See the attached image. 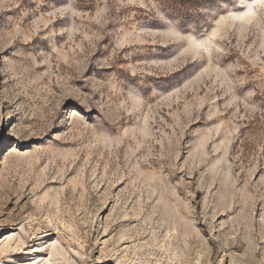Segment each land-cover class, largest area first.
Instances as JSON below:
<instances>
[{"label": "rangeland", "instance_id": "1", "mask_svg": "<svg viewBox=\"0 0 264 264\" xmlns=\"http://www.w3.org/2000/svg\"><path fill=\"white\" fill-rule=\"evenodd\" d=\"M33 259L264 264V0H0V264Z\"/></svg>", "mask_w": 264, "mask_h": 264}, {"label": "snow or ice", "instance_id": "2", "mask_svg": "<svg viewBox=\"0 0 264 264\" xmlns=\"http://www.w3.org/2000/svg\"><path fill=\"white\" fill-rule=\"evenodd\" d=\"M238 11H239V10H238ZM251 11H252L251 8H248V9H247L248 14H251ZM239 18H240V19H243L244 17H243V16H240ZM17 259H20V257H17ZM31 261H32V264H34V259L31 260Z\"/></svg>", "mask_w": 264, "mask_h": 264}]
</instances>
